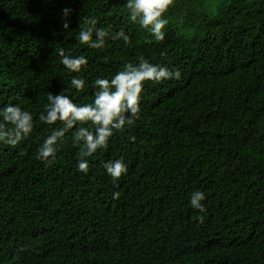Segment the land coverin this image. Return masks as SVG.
Wrapping results in <instances>:
<instances>
[{
    "label": "trees",
    "instance_id": "16d2710c",
    "mask_svg": "<svg viewBox=\"0 0 264 264\" xmlns=\"http://www.w3.org/2000/svg\"><path fill=\"white\" fill-rule=\"evenodd\" d=\"M89 16L130 42L80 44ZM166 17L165 41L148 43L124 0H0V104L18 101L35 124L17 146L0 144V264H264V0H173ZM60 47L87 56V70L69 73ZM141 56L181 79L145 84L139 119L87 175L71 133L55 161H39L47 96L79 75L88 87L71 94L90 102L98 76ZM120 156L128 174L113 182L103 163ZM197 189L203 224L188 203Z\"/></svg>",
    "mask_w": 264,
    "mask_h": 264
},
{
    "label": "clouds",
    "instance_id": "9594fccd",
    "mask_svg": "<svg viewBox=\"0 0 264 264\" xmlns=\"http://www.w3.org/2000/svg\"><path fill=\"white\" fill-rule=\"evenodd\" d=\"M172 4L173 0H124V9L128 21L138 24L149 34L148 43L163 42L169 23L166 13ZM72 12L71 8L62 9V27L65 30L69 29L68 18ZM99 22L98 16L84 18V26L77 34L80 44L100 50L109 40L130 42L131 38L123 28L113 33L110 28L98 27ZM55 51L60 64L69 73L78 74L87 70V56L76 55L72 50L63 47ZM181 77V70L175 66L152 62L141 56L137 61L125 62L122 70L111 76H98L91 85L94 89L93 99L81 104L73 98L71 89L83 92L88 87V82L84 76L73 75L69 82L70 89L50 93L44 111L38 116L41 122L52 127L50 134L38 145L36 158L45 164H51L65 143L66 135L71 133L73 145L79 148L76 168L87 175L92 163L90 158L98 151H106L110 139L116 133L126 132L139 119L145 84H163L170 80H180ZM57 122L60 126H57ZM34 128L33 114L26 106L18 101L0 104V144L15 147L29 137ZM103 168L113 182H118L128 174L129 165L120 156L104 162ZM207 198L204 190L197 189L191 193L188 201L197 211L194 219L200 224L204 223L207 215V206L203 203Z\"/></svg>",
    "mask_w": 264,
    "mask_h": 264
}]
</instances>
